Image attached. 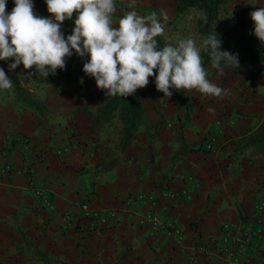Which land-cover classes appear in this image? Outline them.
<instances>
[{"label":"crops","instance_id":"obj_1","mask_svg":"<svg viewBox=\"0 0 264 264\" xmlns=\"http://www.w3.org/2000/svg\"><path fill=\"white\" fill-rule=\"evenodd\" d=\"M128 2L115 0L114 21ZM33 3L37 15L49 17L44 0ZM226 5L253 12L264 0ZM76 15L61 25L65 38ZM88 59L73 52L57 70L83 69ZM12 62L0 61L13 82L0 90V264H228L213 240L224 223L250 218L264 201V148L251 142L264 123V63L237 72L227 64L207 67L209 81L227 90L223 98L183 90L164 98L149 82L155 89L146 101L141 94L144 120L123 145L118 114L96 124L98 106L87 95L77 97L75 84L62 91L27 77L31 85L54 90L53 102L51 95L26 89L20 77L28 72L9 71ZM15 78L24 92L14 89ZM30 98L45 108L29 105ZM220 115L234 124L225 119L219 130ZM208 134L214 137L211 150L205 149ZM184 189L190 200L158 202L160 214L181 230L182 242L138 224L148 207L135 201L139 194L159 197L164 190ZM83 203L106 218L95 230L81 221ZM198 243L207 245L205 252L196 250Z\"/></svg>","mask_w":264,"mask_h":264},{"label":"clouds","instance_id":"obj_2","mask_svg":"<svg viewBox=\"0 0 264 264\" xmlns=\"http://www.w3.org/2000/svg\"><path fill=\"white\" fill-rule=\"evenodd\" d=\"M136 0H129L135 7ZM49 17L34 10L33 0H14L10 13L6 0H0V61L12 60L9 71L22 65L46 78L57 69H64L73 52L88 61L82 71L95 81L96 88L109 97H128L149 83L155 75V87L170 98L172 91L199 93L202 97L223 98L226 89L209 81L203 66L202 52L208 54L213 68L239 67L238 54L221 51L222 41L212 32L197 44L192 37L182 38L175 45L158 47L165 24L156 12L124 14L114 21L115 0H44ZM76 13L71 35L64 37L61 25ZM163 19L167 22V15ZM253 35L264 44V7L250 13ZM207 22V17H204ZM12 79L0 68V90L12 88Z\"/></svg>","mask_w":264,"mask_h":264},{"label":"trees","instance_id":"obj_3","mask_svg":"<svg viewBox=\"0 0 264 264\" xmlns=\"http://www.w3.org/2000/svg\"><path fill=\"white\" fill-rule=\"evenodd\" d=\"M173 1L176 5L175 11L177 14H181L190 8L199 12L201 17L196 21V29L201 36V41L207 35L215 32L217 38L222 41L221 51L238 54L239 67H234L235 72L244 65L264 63V44H261L253 35L254 23L250 17L251 12L246 7L237 6L232 13L231 25L223 31H216L214 24L219 19L220 12L228 0ZM205 16L207 17V22L204 20ZM156 39L158 47L162 48L165 45L162 37L159 36ZM202 57L204 68L212 67L208 54L202 52ZM224 64L226 63L222 61L220 66ZM17 70H23V66H18ZM31 71L33 70H27L28 73ZM74 75L77 76L75 81H73ZM30 78L34 84H46L62 91L69 90L75 84L74 93L77 97L87 95L89 103L98 106L96 124L109 122L118 114L123 127V145L134 136L144 120L145 109L141 102L143 88L138 89L133 95L128 97L105 96L103 91L96 88L94 79L85 75L82 69L57 70L54 75H49L46 78L36 73L30 76ZM151 81H155V75L149 78V82ZM14 82V89L18 93L25 91L16 78ZM90 85L95 86V89L91 93H88V86ZM27 103L41 110L45 108L44 105L31 98ZM251 142L257 147L264 148V123L258 127Z\"/></svg>","mask_w":264,"mask_h":264},{"label":"built area","instance_id":"obj_4","mask_svg":"<svg viewBox=\"0 0 264 264\" xmlns=\"http://www.w3.org/2000/svg\"><path fill=\"white\" fill-rule=\"evenodd\" d=\"M7 7L6 12L10 13L13 9L14 0H6ZM227 120L229 124H234L233 119H227L220 115L215 121V125L221 130L222 121ZM214 142L212 134H208L205 149L211 150ZM191 179V177L189 178ZM32 192L36 196H40L41 193L34 189ZM190 191L184 189L180 192L173 190H164L160 192L159 197L154 194L145 195L139 194L135 201L144 204L147 207L145 213L138 218V224L143 225L148 223L151 231L153 232H165L167 236H173L178 241H183L184 237L181 230L177 227L173 220L163 217L158 209L159 198L173 200L178 197H184L190 200ZM45 205L53 209V205L49 202H45ZM82 212L81 221L83 225L95 230L97 225L104 223L106 218L101 217L99 213L90 212L89 206L86 203L80 205ZM264 201L257 202L254 206V213L250 218L244 221H240L237 224L231 222L224 223L221 226V234L213 240V246L216 251L225 257L228 264H239L242 260H245L247 264H263L264 255ZM70 217L65 215L63 217L64 222H69ZM207 245L198 243L196 250L198 252H205Z\"/></svg>","mask_w":264,"mask_h":264},{"label":"rangeland","instance_id":"obj_5","mask_svg":"<svg viewBox=\"0 0 264 264\" xmlns=\"http://www.w3.org/2000/svg\"><path fill=\"white\" fill-rule=\"evenodd\" d=\"M124 7H126V5H124ZM175 8L176 5L173 0H136L134 8H130L128 2L124 13L126 14L130 11H136L138 15H147L156 12L160 22L165 24V32L164 35L161 36L165 44L175 45L182 38L192 37L196 39L197 44L199 45L201 42V36L197 32L196 21L201 15L193 8L187 9L181 14H177ZM232 13L233 10H231L230 5L223 6L219 19L214 24V29L216 31L227 29L231 25ZM162 14L167 15V22L164 21ZM20 79L22 85L26 89L34 90L37 94L42 96L51 95L50 98L52 101H57V98L52 96L55 93L54 90H50L47 87L35 86L37 84L31 85L27 76H21ZM152 88H154V86L152 87V84L150 85L148 83L147 86L142 89L144 100L149 97L148 90ZM94 89L95 87L92 86L89 88V91L92 92Z\"/></svg>","mask_w":264,"mask_h":264}]
</instances>
